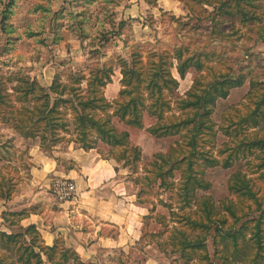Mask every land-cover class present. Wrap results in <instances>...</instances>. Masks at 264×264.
I'll list each match as a JSON object with an SVG mask.
<instances>
[{
	"label": "rangeland",
	"instance_id": "obj_1",
	"mask_svg": "<svg viewBox=\"0 0 264 264\" xmlns=\"http://www.w3.org/2000/svg\"><path fill=\"white\" fill-rule=\"evenodd\" d=\"M214 1L220 6L219 2L223 0ZM253 5L258 8V13L264 11V0ZM216 8L204 6L199 0H0V11L10 10L6 13L8 32L3 33L0 27V78L21 73L50 87L57 74L69 71L89 74L90 68L98 63L117 67L123 60L131 66L139 59V54L147 60V57L160 55L175 57L179 50H184V59L201 54L199 61L203 64V72L199 76L203 79L197 87L198 94L221 75L236 78L248 75L264 83V21L241 25L237 17H227L216 24L212 21ZM96 50L98 54L92 53ZM121 71L120 67L116 68L112 85L105 90L109 101L119 96ZM172 72L177 75L175 68ZM196 75L194 69L190 70L179 90L169 96L173 100L185 98ZM249 90L250 78L244 87L233 90L227 99L218 100L212 110L208 105L214 127H202L197 132L198 151L190 155L194 164L186 178L180 170L169 176V170L179 165L161 163L167 186H162L159 176H155V163L159 155L166 154L170 147L182 141V137L159 139L151 136L149 129L157 124L158 119L145 113L144 130L131 131L133 145H138L143 152L142 162L136 168V174L127 168L126 178L131 185L130 191L140 196L139 201L146 207H154V210L145 217L143 237L137 243L113 254L96 256L94 264H205L200 262L202 255H207L212 264H253L254 258L258 264H264V248L258 256L254 255V236L258 226L264 243V167H260L262 162L259 159L262 152L260 147H253L245 153L242 149L228 152L243 138L238 123L249 109L240 106ZM263 92L262 89L256 90V94ZM247 103L251 104L250 101ZM173 108L172 114H180L174 101ZM187 111L185 116H195L197 107ZM113 122L118 130L127 129L119 119L115 118ZM192 126L188 128L192 129ZM261 126L259 130L264 134V123ZM224 128L233 139L225 135ZM36 145H40L39 140H25L10 126L0 123V189L3 188V194L9 197L6 200L27 195L26 199L32 198L30 194L36 191L32 184L35 167L32 150ZM71 145L64 142L48 152L42 150L46 156L57 153L59 166L69 168L68 162L62 158L66 157ZM100 149L108 152L103 145ZM229 154L234 157L230 160L233 163L231 168L216 165V161L222 162ZM203 159L212 160L213 164L200 165L205 163ZM186 167V164L182 165V168ZM239 172L246 176L235 180L234 175ZM59 179L61 177L51 178L49 187L44 189L48 195L54 197L51 185ZM232 180L237 192L248 186L262 202V209L258 210L249 196L231 193ZM197 183L199 188H196ZM186 185L187 191L184 190ZM204 198L215 206V219H229V223L221 224L223 232L233 222L226 208L234 204L233 212L243 217L234 231L239 236L238 245L230 237L214 232L218 224L207 235L201 228L185 224L183 219L187 216L198 219L204 215L200 210ZM243 226L245 228L241 230ZM174 228L187 232L190 239L203 235L204 244L193 250L192 260L183 257L185 252L181 254L180 247L173 245ZM213 238L217 245L213 244ZM59 244L60 251L66 248L62 240ZM0 252L8 251L3 246ZM68 256L67 264H79L73 256ZM240 256L244 260L238 258ZM45 264H49L46 259Z\"/></svg>",
	"mask_w": 264,
	"mask_h": 264
},
{
	"label": "trees",
	"instance_id": "obj_2",
	"mask_svg": "<svg viewBox=\"0 0 264 264\" xmlns=\"http://www.w3.org/2000/svg\"><path fill=\"white\" fill-rule=\"evenodd\" d=\"M199 1L204 6L217 7V10H214L216 16L212 20L216 24L227 17H237L241 25L264 21V11L258 13V8L256 9L253 5L260 0H223L219 2L220 6H217L214 0ZM9 11H0V27H2L0 29L3 33L8 32L6 13ZM225 23L229 22L225 21ZM185 52L179 50L175 57L160 55L147 57V60L139 54V59L132 62L131 66L122 60L117 66L122 69V88L118 98L114 101L106 98L105 89L113 82L117 67L108 64L98 63L92 66L89 74L81 71L57 74L50 87H45L38 80L21 73L8 74L0 78V123L10 126L25 140H39L40 147L45 152L64 142L74 143L85 151L96 150L100 144L106 145L111 148L109 157L118 163H124L125 168L131 169L133 174H136V168L142 162L143 152L141 148L133 145L130 132L118 130L113 120L117 118L127 127L143 129L144 116L148 113L150 117L158 119L157 124L149 129L153 136L156 138L182 137V141L170 147L166 154L159 155L155 163L157 169L155 176H159L162 186H167L166 174L163 173L164 167L161 163L179 165L178 168L181 169L172 168L169 170V176H173L174 171L180 170L186 178L194 164L190 155L198 151L197 132L202 127H214L209 118L214 105L220 99H227L231 91L242 88L250 78V90L240 106L245 105L249 112L244 113L238 123L239 131L243 132V138L235 148L229 149L228 152L234 153L242 149L245 153L251 151L253 147H260L262 152V156H259L262 162L260 167H264V134L261 133L263 130H259L264 123V92L256 94L257 89L264 91V83L257 82L248 75L238 76V78L232 75H221L207 84L202 94H198L196 90L200 79H203V76H199V73L203 72V64L199 61L201 54H194L195 56L184 59ZM92 53L98 54V50ZM174 68L181 79L185 78L190 69L198 72L192 89L186 97H178L175 100L169 96V94L176 93L179 88V80L172 72ZM173 101L180 112L178 115L172 114L175 109ZM249 101L252 106L247 103ZM208 105H211V110ZM195 107H197L195 116H185L189 108ZM167 113L171 115L165 116ZM189 125H193L192 129L188 128ZM223 132L229 139H233L228 130L224 128ZM229 155L222 162L216 161V165H220L223 169L231 168L233 163L230 160L234 157ZM203 160L205 163L200 165L207 167L213 164L212 160L211 162ZM183 164L187 166L185 169L182 168ZM243 175L246 176L245 173L239 172L234 175V178L235 180L244 178ZM199 186L197 183L196 188ZM2 189H0V200H6L9 197L3 194ZM184 190H188L187 185ZM194 190L195 188L192 191ZM229 190L231 193L249 196L256 203L258 210L262 209V202H259L256 194L248 186L244 189L240 188L237 192L232 180ZM201 206L200 210L204 211V215L198 219H191L187 216L183 219L185 224L191 228H201L206 232L205 235L214 229L215 224H218L214 232L223 237H230L238 245L239 236L235 235L234 231L235 226L243 217L233 212L234 204L226 208L233 218L226 232H223L221 226L229 223V219L221 217L215 219L216 208L209 199L204 198ZM171 213L175 215L174 212ZM244 228L243 226L241 230ZM257 228L254 236L255 256H258L264 248L260 228L259 226ZM173 232L175 235L173 245L180 247L181 254L185 252L183 257L188 258L189 261L192 260L193 250L197 249V245L200 247L204 244L203 235L190 239L187 232L181 229L174 228ZM59 242L57 241L52 247L47 246L35 226L20 228L19 232L11 234L0 231V248L5 246L8 251L0 252V264H45V259L49 264H67L70 260L68 254L73 256L74 261L84 264L73 250L66 247L60 251ZM213 244L217 245L215 238H213ZM201 257V263L212 264L207 255ZM238 258L241 259V256ZM253 264H258L255 258Z\"/></svg>",
	"mask_w": 264,
	"mask_h": 264
},
{
	"label": "crops",
	"instance_id": "obj_3",
	"mask_svg": "<svg viewBox=\"0 0 264 264\" xmlns=\"http://www.w3.org/2000/svg\"><path fill=\"white\" fill-rule=\"evenodd\" d=\"M175 77L180 88L187 74L184 79L178 74ZM125 130L130 132L134 143L131 131L144 128L127 127ZM101 145L96 150L85 151L72 143L66 157L62 158L69 168L59 166L57 153L46 156L40 145H36L32 150L35 164L32 184L37 189L30 194L32 198L26 199L27 195L0 200V229L11 234L20 228L35 226L47 246L52 247L62 240L84 264H94L96 256L113 254L137 243L143 237L144 219L154 207L153 210L146 207L139 196L130 191L127 168L107 155L110 147L103 145L108 152H102ZM53 176L75 182L78 198L74 202L59 203L45 192Z\"/></svg>",
	"mask_w": 264,
	"mask_h": 264
},
{
	"label": "built area",
	"instance_id": "obj_4",
	"mask_svg": "<svg viewBox=\"0 0 264 264\" xmlns=\"http://www.w3.org/2000/svg\"><path fill=\"white\" fill-rule=\"evenodd\" d=\"M54 198L59 203L74 202L78 198V190L75 182L71 179L61 178L51 185Z\"/></svg>",
	"mask_w": 264,
	"mask_h": 264
}]
</instances>
